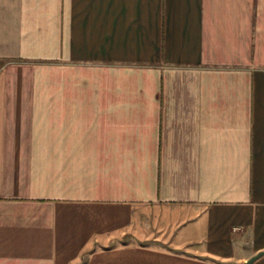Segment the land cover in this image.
Returning a JSON list of instances; mask_svg holds the SVG:
<instances>
[{
  "label": "crops",
  "instance_id": "0c3cea01",
  "mask_svg": "<svg viewBox=\"0 0 264 264\" xmlns=\"http://www.w3.org/2000/svg\"><path fill=\"white\" fill-rule=\"evenodd\" d=\"M261 250L264 0H0V264Z\"/></svg>",
  "mask_w": 264,
  "mask_h": 264
},
{
  "label": "water",
  "instance_id": "95a60500",
  "mask_svg": "<svg viewBox=\"0 0 264 264\" xmlns=\"http://www.w3.org/2000/svg\"><path fill=\"white\" fill-rule=\"evenodd\" d=\"M264 253V250L258 251L254 255H252L250 258H248L244 264H250L253 260H255L258 256Z\"/></svg>",
  "mask_w": 264,
  "mask_h": 264
}]
</instances>
